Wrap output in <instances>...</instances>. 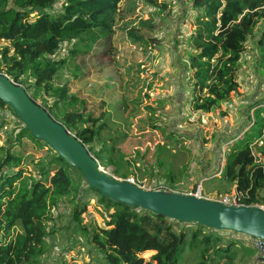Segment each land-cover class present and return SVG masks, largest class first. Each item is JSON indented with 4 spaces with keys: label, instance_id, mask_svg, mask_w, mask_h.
Returning <instances> with one entry per match:
<instances>
[{
    "label": "trees",
    "instance_id": "16d2710c",
    "mask_svg": "<svg viewBox=\"0 0 264 264\" xmlns=\"http://www.w3.org/2000/svg\"><path fill=\"white\" fill-rule=\"evenodd\" d=\"M121 2L0 0V43L8 41L1 48L0 73L23 85L34 100L30 87L50 92L65 63V59H56L54 55L65 40H73V58L81 55L84 60L87 57L92 60L91 57L110 51V38L122 18ZM193 5L198 15L196 32L190 38L193 50L189 52V65L194 87L190 106L194 110L211 111L239 90L237 73L241 57L249 36L264 17V0H193ZM95 48L99 49L92 51ZM258 51L264 66V32ZM29 71L35 79L31 84L25 78ZM70 93L67 84L55 87L58 98L54 103H39L75 133L99 161L119 164L125 160L124 153L116 149L117 140L125 135L111 133L102 116L87 111L86 106L56 113L59 100L71 105L80 101L75 92L66 98ZM259 102L264 104V97ZM125 103L132 109L136 104L133 100ZM0 108L12 109L1 98ZM262 110L257 109L256 113L259 115ZM259 125L264 123L254 121L255 128ZM22 130L37 141L43 140L27 128ZM253 134L260 137L262 131L245 132L234 139L224 166L226 177L234 181L236 191L247 205L263 200L264 192V138L259 146L263 158L259 159L253 150ZM6 150L7 155L0 162V264H39L47 252L50 209L59 199L73 193L78 179L73 169L80 168L53 151L51 166L43 162L35 164L40 172V178L35 179L25 175L26 167L21 159L12 155L9 148ZM10 164L17 169L8 167ZM114 171L128 175V171L121 172L119 167ZM22 184L26 189H22ZM40 187L44 190L39 195ZM90 188L96 193L106 219L92 228L89 239L106 264H191L192 261L224 264L227 262L221 263L222 260L234 258L233 236L226 239L219 230L197 222L191 223L195 227L182 224L178 229L177 222H182L179 219L128 205L92 185ZM86 206L87 201L76 204L73 217H80ZM78 227L87 228L80 223ZM149 250L154 253L148 257L144 254ZM255 264H264V259L259 258Z\"/></svg>",
    "mask_w": 264,
    "mask_h": 264
},
{
    "label": "rangeland",
    "instance_id": "374dc122",
    "mask_svg": "<svg viewBox=\"0 0 264 264\" xmlns=\"http://www.w3.org/2000/svg\"><path fill=\"white\" fill-rule=\"evenodd\" d=\"M121 7L122 18L116 23L108 53L91 57L92 60H84L81 55L73 58V40H65L54 55L65 59L54 89L42 92L30 87L29 92L37 102L53 104L58 98L55 87L67 84L71 93L66 98L75 92L80 101L71 105L59 100L58 115L66 108L86 106L87 111H94V115L107 121L111 133L125 135L116 144L125 160L119 164L100 161L101 169L117 178L135 177L144 187L181 193L201 188L203 196L209 198L234 194V181L224 173L226 153L234 139L261 129L260 137L253 134V150L259 159L263 158L259 146L264 126L255 128L254 121L264 123V110L256 113L264 108L259 102L264 97V66L258 51L264 17L246 42L237 73L239 90L213 110L203 111L190 106L194 90L190 38L196 32L198 15L193 0H122ZM7 43H0V62L1 48ZM26 77L29 84L34 83L30 71ZM127 100L136 102L133 109L126 105ZM23 128H27L26 124L13 109L0 108V146L5 145L0 148V162L9 148L25 165V175L38 179L40 172L35 164L51 166L55 150L46 141L24 133ZM117 167L121 172L128 171V175L115 172ZM73 174L78 178L75 190L50 209L47 252L39 264H106L89 239L92 228L106 219L103 207L98 205L97 195L82 172L74 168ZM79 174L83 177L79 178ZM44 182L48 184L47 180ZM22 189L26 185L22 184ZM43 190L40 187L38 194ZM261 195L264 199V192ZM82 201H87V210L80 217H73L76 204ZM78 223L86 225V230ZM191 223L177 222V228L182 224L195 227ZM220 233L226 239H236L232 247L234 258L221 263L255 264L261 257L245 234ZM153 253L149 250L144 255Z\"/></svg>",
    "mask_w": 264,
    "mask_h": 264
},
{
    "label": "water",
    "instance_id": "95a60500",
    "mask_svg": "<svg viewBox=\"0 0 264 264\" xmlns=\"http://www.w3.org/2000/svg\"><path fill=\"white\" fill-rule=\"evenodd\" d=\"M0 98L12 107L34 136L45 140L58 155L79 167L90 185L105 195L173 219L264 239V208L228 205L197 195V189L191 193L151 189L117 178L101 169L99 159L75 133L34 100L23 85L4 73H0ZM260 259H264V254Z\"/></svg>",
    "mask_w": 264,
    "mask_h": 264
},
{
    "label": "built area",
    "instance_id": "2783aa9c",
    "mask_svg": "<svg viewBox=\"0 0 264 264\" xmlns=\"http://www.w3.org/2000/svg\"><path fill=\"white\" fill-rule=\"evenodd\" d=\"M126 179L131 181L132 183H135V184H137V185H139L141 187H144V186H142V184L137 182V179L135 177H128ZM145 188H149V187H145ZM196 194L199 195V196H203L201 188H199L196 191ZM211 198H214L216 200L222 201L223 203L228 204V205H247L244 202H242V200L240 198V195H239V192H237V191H235L234 194H231V195L227 194V195H223L221 197L214 196V197H211ZM249 205L260 206V207L264 208V199L260 200V201H256V202H254L252 204H249ZM219 231L223 232V231H228V230H219ZM229 232H232V231H229ZM226 236H230V235H226ZM246 236H247L248 240L252 241V243L261 252V255H263L264 254V239L258 238V237H252V236H249V235H246Z\"/></svg>",
    "mask_w": 264,
    "mask_h": 264
},
{
    "label": "crops",
    "instance_id": "0c3cea01",
    "mask_svg": "<svg viewBox=\"0 0 264 264\" xmlns=\"http://www.w3.org/2000/svg\"><path fill=\"white\" fill-rule=\"evenodd\" d=\"M234 186H235V184H234ZM234 190H236V188H235ZM220 232H221V231H220Z\"/></svg>",
    "mask_w": 264,
    "mask_h": 264
}]
</instances>
